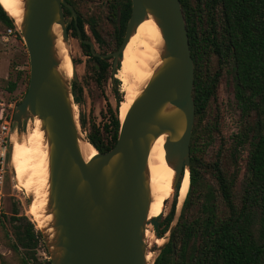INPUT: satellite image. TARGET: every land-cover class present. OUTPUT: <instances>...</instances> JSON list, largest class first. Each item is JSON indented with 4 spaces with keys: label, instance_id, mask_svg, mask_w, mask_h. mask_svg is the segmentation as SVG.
I'll return each mask as SVG.
<instances>
[{
    "label": "water",
    "instance_id": "95a60500",
    "mask_svg": "<svg viewBox=\"0 0 264 264\" xmlns=\"http://www.w3.org/2000/svg\"><path fill=\"white\" fill-rule=\"evenodd\" d=\"M24 2L22 22L19 26L14 24L27 50L29 80L12 115L7 160L9 183L14 179L10 163L12 139H21L25 120L38 117L48 142L47 213L52 214L50 226L54 232L50 236L43 229L38 230L51 264H150L146 260V226L151 218L146 167L153 141L165 134V159L174 170L173 188L181 172L184 175L185 170L189 171L194 66L180 1L131 0V14L118 49L104 55L95 53L113 56L115 74L135 27L148 14L154 16L164 38L160 66L122 118L119 113L115 144L103 153L96 150L88 160L79 147L83 133L73 108L76 104L70 78L65 79L57 70L52 33L53 24H59L62 39L68 44L63 6L74 17L75 11L65 0ZM85 42L93 51L92 43ZM71 61L75 79L72 58ZM84 140L89 143L86 137ZM180 210L176 206L166 232L167 240ZM167 240L158 246L157 255Z\"/></svg>",
    "mask_w": 264,
    "mask_h": 264
},
{
    "label": "trees",
    "instance_id": "16d2710c",
    "mask_svg": "<svg viewBox=\"0 0 264 264\" xmlns=\"http://www.w3.org/2000/svg\"><path fill=\"white\" fill-rule=\"evenodd\" d=\"M186 24L190 53L194 66L192 97L194 121L189 143V187L182 207L169 235L153 264H264V0H179ZM0 2V28L16 31L15 20ZM7 10V9H6ZM131 14V0L121 12L120 26L114 27V35L120 38ZM115 16V13H113ZM14 20V21H13ZM74 33L75 32V26ZM81 35L83 23L78 20ZM118 28L120 34L117 33ZM97 41L106 44V38L92 27ZM89 55V47L81 43ZM92 56L96 67L93 78L97 84L111 77L107 59ZM119 66V61L116 68ZM116 72V71H115ZM21 73V70L18 71ZM224 73L231 77L235 102L241 126L232 137V153L245 155V174L237 183V171L225 170L222 154L226 148L221 143L212 160L205 157L213 144V132L219 127L206 118V107L216 98V89ZM28 85L29 73L26 74ZM115 105H107L102 126L92 124L86 139L99 152L113 147L117 140L120 120L119 106L123 99L119 92L120 81L113 79ZM16 80L7 81L12 92ZM27 88V86H26ZM75 104L80 105L82 87L77 80L71 81ZM19 101L16 102V104ZM81 130L86 122L79 110ZM210 173L213 182L205 179ZM180 174L175 192L166 214L151 217L156 237H163L169 230L179 207ZM8 222L12 234L1 224L2 240L12 251V258L0 254V264H33L35 249L41 242V233L15 204ZM32 220V219H31ZM40 264H51L46 260Z\"/></svg>",
    "mask_w": 264,
    "mask_h": 264
},
{
    "label": "bare ground",
    "instance_id": "6f19581e",
    "mask_svg": "<svg viewBox=\"0 0 264 264\" xmlns=\"http://www.w3.org/2000/svg\"><path fill=\"white\" fill-rule=\"evenodd\" d=\"M8 14L15 20L16 25H20L24 13V0H0ZM54 34V51L58 58L57 70L68 79V59L71 73L73 64L70 56V47L62 39L59 24L52 26ZM164 52V38L162 31L152 14H148L134 29L129 41L127 42L119 61L115 76L122 69L121 79L123 86V99L120 103V117L124 113L133 99L146 86L147 82L160 66L162 54ZM124 64V65H123ZM67 72V73H66ZM122 89V88H121ZM76 111V106L73 107ZM32 127L23 139L13 138L10 163L13 170L16 186L28 191L29 201L28 212L37 221L38 228L43 229L50 236L54 230L50 226L52 214L47 213V202L49 194V159L48 142L44 130L41 128V120L38 117L31 119ZM83 139L79 140V147L82 156L88 160L96 154V149ZM165 134L158 136L151 144L147 159V180L150 189L149 217L160 214L163 210V201L172 197L175 188L172 186L174 170L165 159L164 149ZM184 177V179H183ZM182 178V190L187 194L189 187V171L185 170ZM180 178V180H181ZM179 180V182H180ZM179 185V184H178ZM185 197H180L179 207L181 208ZM33 221V220H32ZM34 222V221H33ZM35 223V222H34ZM35 223V224H36ZM146 236L158 245L164 243L163 238H157L147 230ZM153 255L147 252L146 260L151 262Z\"/></svg>",
    "mask_w": 264,
    "mask_h": 264
},
{
    "label": "rangeland",
    "instance_id": "374dc122",
    "mask_svg": "<svg viewBox=\"0 0 264 264\" xmlns=\"http://www.w3.org/2000/svg\"><path fill=\"white\" fill-rule=\"evenodd\" d=\"M77 1L79 10H81L84 15L95 16L97 19V27L99 30H101L102 34L106 35L112 31L114 27L113 24L106 20V11L104 6L105 0ZM85 32L90 37V40H92L94 43L96 50H109L107 47L104 49L96 42L87 25L85 26ZM68 46L70 47V56L74 62L75 80H77L82 86L80 107H78L76 104V112L78 114L80 109L82 116L85 119L86 132L82 131V133L86 137V134L90 130L92 124H95L96 126H102V124L106 121L104 114L107 111V103L109 102L112 106H114L115 99L112 90L114 84L110 79L100 85L95 82L93 78L94 62L87 55H85L79 45L78 39L73 34L68 36ZM66 61L68 67L67 77L70 78V81H72L73 78L68 59H66ZM122 69L123 68L120 69L117 78L121 77ZM20 70L21 73H18ZM28 73V54L22 37H18L16 35V31H6V33H4L0 28V99L4 102H15L16 105V102L20 101L25 94L27 86L26 74ZM9 79L17 81V86L12 92L7 90V81ZM123 86L124 85L120 79V92H123ZM204 121L212 122L217 124L219 127V132L212 133L214 137L213 144L207 148L205 157L209 160H212L215 156L217 147L221 143H225L227 149H225L222 154L224 168L229 173L234 172V170L237 168V183H239L245 174L246 152L242 150L239 154H234L231 152L229 146L233 135L238 132L241 126V117L235 102L232 80L228 73H224L222 75L216 89V98L210 100L206 107V118ZM32 127H34V125L33 122H31V119L25 120L23 131L19 137L23 139ZM205 176L206 181L213 182L214 178L210 173H206ZM182 182L183 181L181 178L179 182V185L181 184L179 195L180 197H185L186 194L182 190ZM16 183L17 182L15 178L10 180V187L8 191L12 193V195L9 197V203H11L10 201L13 200L18 212L21 215L26 216L34 224L35 229H39L38 226H36L37 221H35L32 215H30L28 212L29 201L27 189L24 187H22V189H18ZM173 195L167 199L166 204L163 206V214L168 212ZM7 211L9 215H11L10 207L7 208ZM6 228L12 234L13 227L11 223L7 222ZM146 229L153 235L154 239L156 236L153 233L152 227L149 226V223L148 226H146ZM162 238L165 242L167 240V235L165 234ZM158 246L159 245L157 243L153 242L146 236V250L147 252H151L153 255L150 264H152L155 256L157 255ZM35 252L37 260L33 261V264H40L50 259V254L45 243L43 245L40 242L36 247ZM0 254L5 259L12 258V251H10V249L4 244L2 240V231L0 236Z\"/></svg>",
    "mask_w": 264,
    "mask_h": 264
},
{
    "label": "flooded vegetation",
    "instance_id": "af4514ba",
    "mask_svg": "<svg viewBox=\"0 0 264 264\" xmlns=\"http://www.w3.org/2000/svg\"><path fill=\"white\" fill-rule=\"evenodd\" d=\"M65 1L72 7V9L75 11V14H76V17H74V15L72 14L71 10L68 7H66V6H63V14H64L65 21L67 23V34H68V36L71 35V34H73L78 39L79 45H80L82 51L92 61H93V59H92V56L91 55L96 56V57H99V58L107 59L108 60L107 62L110 64L109 71H110V74H111V77H109L108 79L112 80V82H113V79L114 78L118 79L115 76V74H113V72H112L113 60H114L113 56L101 57V56L96 55L95 53H98L100 55L108 54L110 52H113V51L117 50L118 47L120 46V44L122 42V39L124 37V33H125V29H126V25H127V22H128L129 17L126 20L125 28H124V31L122 32V34H120V29L119 28L117 30V33L120 34V38H116L115 37V35H114V33H115L114 27L115 26H118V27L120 26V23H121V12L125 9V6H126L128 0H105L104 1L105 11H106V20L109 21L110 23H112L113 26H114L113 29H112V31L109 34H106V35L105 34H102L101 30H99V28L97 27V19L95 18V16H91V15L90 16H86V15H84L81 12V10H79V6H78V1L77 0H65ZM85 1H91V0H85ZM113 13H115V16L113 15ZM79 19L83 23V32H84L85 37H83L81 35V31H80V29L78 27V20ZM86 25L89 28V30H90V32H91V34H92V36L94 37L95 40H96V38H95V36L93 34L92 27L96 28L98 30V32L102 35V37L104 36L106 38V40H105V43L106 44H103V43H101V42H99L97 40H96V42L100 46H102L104 49H105V47H107L109 50L100 51V50H96L95 49L94 43L92 42V40H90V37L85 32V26ZM72 26H75V32H76V34L74 33V27H72ZM85 41H89V42L92 43V45H93V51L91 50L90 44L86 43ZM81 43L88 45L89 51H90V54L91 55H89L87 53L86 49L81 45ZM94 67H96V63L95 62H94ZM73 80H75V79H73ZM119 92H120V86H119ZM114 99H115V97H114ZM108 104H110V103L108 102L107 105ZM78 107H80V105H78ZM80 112H81V110H80ZM78 118H79V112H78ZM84 132H86V130ZM13 187H14V185H13ZM10 194L12 195V193H10ZM8 202H9V199H8ZM10 202L11 203H10L9 206H10L11 214H13V212H12V206H13L14 203H13V200L10 201ZM8 216H9V213L8 214H5L4 215V219L2 220V223L5 225V227H6L7 222H8L7 221L8 220ZM149 224L151 225L152 230H153L152 224L151 223H149ZM153 233H154V231H153ZM157 238H159V237H157ZM160 238H162V237H160Z\"/></svg>",
    "mask_w": 264,
    "mask_h": 264
},
{
    "label": "built area",
    "instance_id": "2783aa9c",
    "mask_svg": "<svg viewBox=\"0 0 264 264\" xmlns=\"http://www.w3.org/2000/svg\"><path fill=\"white\" fill-rule=\"evenodd\" d=\"M11 32V29L7 30ZM15 107V102H4L0 99V236L1 224L4 215L8 214L7 208L11 194L9 193V179H8V141L12 124V115ZM151 227V226H150Z\"/></svg>",
    "mask_w": 264,
    "mask_h": 264
}]
</instances>
